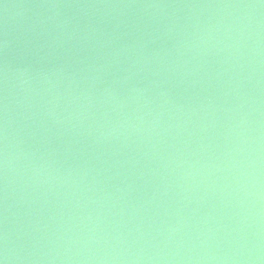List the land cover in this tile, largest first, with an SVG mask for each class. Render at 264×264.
Masks as SVG:
<instances>
[{"label": "water", "instance_id": "1", "mask_svg": "<svg viewBox=\"0 0 264 264\" xmlns=\"http://www.w3.org/2000/svg\"><path fill=\"white\" fill-rule=\"evenodd\" d=\"M2 264H264V0H0Z\"/></svg>", "mask_w": 264, "mask_h": 264}, {"label": "snow or ice", "instance_id": "2", "mask_svg": "<svg viewBox=\"0 0 264 264\" xmlns=\"http://www.w3.org/2000/svg\"><path fill=\"white\" fill-rule=\"evenodd\" d=\"M0 264H2V261H0Z\"/></svg>", "mask_w": 264, "mask_h": 264}]
</instances>
